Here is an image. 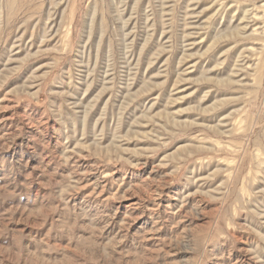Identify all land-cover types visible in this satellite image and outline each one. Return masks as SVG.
I'll return each instance as SVG.
<instances>
[{"label": "rangeland", "instance_id": "1", "mask_svg": "<svg viewBox=\"0 0 264 264\" xmlns=\"http://www.w3.org/2000/svg\"><path fill=\"white\" fill-rule=\"evenodd\" d=\"M0 264H264V0H0Z\"/></svg>", "mask_w": 264, "mask_h": 264}]
</instances>
